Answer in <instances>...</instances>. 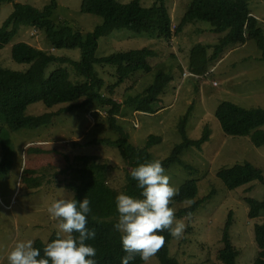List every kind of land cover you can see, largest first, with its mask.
Listing matches in <instances>:
<instances>
[{
    "label": "rangeland",
    "instance_id": "obj_1",
    "mask_svg": "<svg viewBox=\"0 0 264 264\" xmlns=\"http://www.w3.org/2000/svg\"><path fill=\"white\" fill-rule=\"evenodd\" d=\"M119 1L129 3L132 0ZM140 1L148 8L155 4L154 0ZM191 1H166L174 24L173 30L181 23ZM15 3L29 4L44 10L50 1H1L0 27L12 13ZM248 3L252 15L261 22L264 29V0H248ZM81 4L82 0H57L58 7L53 20H65L84 35L93 32L103 23V19L83 13ZM222 36L214 33L208 23L188 24L171 39L151 38L145 34L122 30L102 37L97 50V57L143 48L155 52L150 60L153 66L151 73L135 84L125 82L115 91L114 99L123 104L117 116L118 123L130 135L129 143L132 146L143 147L151 135L160 136L162 141L152 146L149 153L154 161L167 158L174 146L182 140L178 125L191 105L193 110L187 126L188 136L198 139L206 128L211 132L202 151L190 148L181 156V160L190 168L175 164L165 171L170 177V183L178 189L188 180H197V199L206 198L192 216L181 219L176 217L177 220H183L186 228L182 237L172 238L168 246L171 257L176 258L179 264L217 263L230 212L233 213L229 230L231 242L239 251L236 264H252L259 250L254 228L257 224H264V212L258 219L249 218V205L246 201V198L264 200V186L254 181L229 190L217 175L223 168L246 162L260 168L264 174V145L255 146L250 136L226 135L216 117V110L223 102H231L245 109L264 108L262 51L251 40L226 50L215 63H206L204 69L207 72L202 75L194 73L191 66V61L199 59L200 53L207 57L212 55L214 46ZM19 42H26L57 57L80 60V49L54 50L44 31L23 26L12 42L0 51L2 66L17 71L29 68V65L12 60V47ZM200 63L196 61L195 65L199 66ZM66 65L64 67L70 71L73 81L82 80L71 64ZM57 68V63L49 65L34 88L40 91L42 83ZM95 69L106 86L117 82L115 66L97 65ZM159 70H164L173 80L165 89L161 101L153 105L157 112L147 114L126 106L128 97L142 95L154 83ZM59 109L60 106L47 110L43 103H37L30 106L29 113L39 115ZM260 130L264 131V126ZM0 138L6 143L3 146L0 144V163L3 151L6 150L11 156L8 168L0 172V264H8L7 255L17 242H46L52 234L57 233L58 222L47 211L54 201L72 200L78 191L100 183L121 190L125 186L127 173L139 164L146 163L123 157L118 148L93 144L94 140L115 141L119 138L110 128L106 114L96 107L90 111L65 112L54 119L52 124L38 129L10 131L1 121ZM94 165L97 167L91 168ZM188 205L190 202L181 205L172 203L170 207L176 212L179 207ZM149 264L161 263L155 255Z\"/></svg>",
    "mask_w": 264,
    "mask_h": 264
},
{
    "label": "trees",
    "instance_id": "obj_2",
    "mask_svg": "<svg viewBox=\"0 0 264 264\" xmlns=\"http://www.w3.org/2000/svg\"><path fill=\"white\" fill-rule=\"evenodd\" d=\"M49 1V5L44 10L29 4H14L12 13L0 27V51L12 42L21 27L27 26L37 31H44L54 50L80 49V60L57 57L26 42H19L12 47V60L18 64L29 65V68L25 71H17L0 64V122L3 121L10 131L38 129L52 124L54 119L65 112L90 111L92 107H96L106 114L110 128L119 135V138L115 141L94 140L93 144L118 148L127 159L153 162L149 149L159 144L162 138L151 135L145 146H132L129 143L130 135L118 123L117 116L120 115L123 104L114 97L116 89L125 82L135 84L153 71L150 60L155 52L152 49L143 48L116 51L108 56L97 57L99 40L102 37L114 31L129 30L151 38L171 39L188 24L208 23L214 33L223 36L214 46L212 55L207 57L200 53L199 59L191 61L194 73L200 75L206 73L207 70L204 69L206 63H215L226 50L244 45L251 40L257 43L264 60V29L261 22L252 15L248 0H192L176 30H173L174 24L166 6L167 0H154L155 4L150 8L143 6L140 0H132L129 3H121L119 0H82L83 13L103 19L101 25L86 35L76 31L65 20L55 22L52 17L58 7L57 0ZM196 61H200L201 65H195ZM54 63H57L58 68L42 83L41 90L37 91L34 88L36 81L43 75L45 69ZM68 63L82 80L77 82L72 80L70 71L64 67L66 64L69 65ZM97 65L115 66L117 82L106 86V82L95 69ZM172 80L171 75L164 70H159L154 83L142 95L128 97L125 101L126 106H131L133 111L156 113L153 105L161 101V96ZM37 103H43L47 110L59 106L60 109L39 115L29 113L30 106ZM192 110L193 105L188 108L179 122L181 142L175 145L170 155L161 161L165 171L170 170L175 164L190 168L181 160V156L190 148L202 151L204 144L211 136L208 128L204 129L202 136L198 139L188 136L187 126ZM216 117L226 135L250 136L255 146L264 145V131L260 130L264 126V108L245 109L231 102H223L216 110ZM0 144L3 146L6 143L0 138ZM29 151H35V149ZM8 159H11V156L5 150L0 163V172L1 169L8 168ZM217 175L229 190H235L254 181L264 186L263 171L249 162L223 168ZM137 183L128 172L125 186L121 190L110 184L100 183L78 191L72 199L79 203L87 196L90 201L92 211L87 216V227L90 230L95 229L96 237L86 243L96 248L97 254L94 259L97 264H122V258L126 253L122 247L121 233L115 228L119 217L116 196L124 193L142 198V190L137 187ZM198 192L197 180H188L181 185L179 195L174 197L172 203L181 205L190 202V205L179 207L175 212L177 218L192 216L200 209L206 198L197 199ZM246 201L249 205V218L251 220L260 218L264 212V200L246 198ZM232 222L233 213L230 212L222 237L223 248L218 251L215 264H236L239 251L231 242L229 230ZM159 234L165 237V244L156 257L161 264H179L177 259L171 257L169 253L168 245L173 237L167 230ZM254 238L259 250L252 264H264V224L255 226ZM54 239H56V233L52 234L46 242L41 240L34 242L33 246L41 251L40 258H43L45 245ZM130 264H144V262L137 256L130 261Z\"/></svg>",
    "mask_w": 264,
    "mask_h": 264
},
{
    "label": "clouds",
    "instance_id": "obj_3",
    "mask_svg": "<svg viewBox=\"0 0 264 264\" xmlns=\"http://www.w3.org/2000/svg\"><path fill=\"white\" fill-rule=\"evenodd\" d=\"M130 175L138 182L142 198L124 193L116 196L119 217L115 228L121 233L126 253L122 264H130L137 256L149 264L165 244V237L159 233L167 230L173 238L184 233L185 223L177 220L175 209L170 207L179 189L170 183L159 160L139 164ZM47 211L58 223L56 239L45 245L43 258L32 240L19 241L7 255L8 264H97L96 248L86 243L96 237L95 229L87 227V216L92 211L87 196L79 203L54 201Z\"/></svg>",
    "mask_w": 264,
    "mask_h": 264
}]
</instances>
